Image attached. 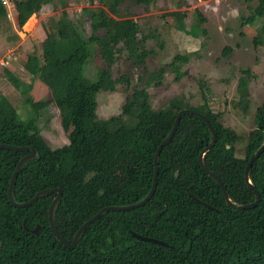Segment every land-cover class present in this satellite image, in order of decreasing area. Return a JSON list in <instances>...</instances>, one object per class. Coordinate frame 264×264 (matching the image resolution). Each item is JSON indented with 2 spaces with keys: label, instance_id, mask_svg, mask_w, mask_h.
Segmentation results:
<instances>
[{
  "label": "trees",
  "instance_id": "16d2710c",
  "mask_svg": "<svg viewBox=\"0 0 264 264\" xmlns=\"http://www.w3.org/2000/svg\"><path fill=\"white\" fill-rule=\"evenodd\" d=\"M109 1L112 5L106 10H84L91 21L90 36L62 10L51 20L55 39L47 37L42 42L40 59L28 56L24 63V70L43 83L51 96L49 101L31 103L32 111L37 114L52 104L69 132L67 145L52 149L34 118L20 121L11 103L0 101V144L32 147L37 153L19 170L13 200L23 203L40 191L59 189L62 196L53 221L61 237L71 243L77 230L103 208L136 204L148 195L154 181L155 153L170 134L178 112L189 109L203 115L215 133L214 146L202 158L205 168L218 178L234 205L254 203L255 194L244 180V171L264 143V104L255 112L243 158L236 156L235 134L224 126L222 114L210 107L211 90L200 76L192 78L200 95L197 106L178 95L155 109L148 91L134 88L119 115L97 118V94L113 91L118 83L127 84L125 76L112 77L111 67L122 57L134 66H144L155 54L146 42L158 37L119 15L120 6L127 2L146 6L155 0ZM52 3L17 0L18 28ZM263 13L264 0H259V8L247 22ZM5 17L0 2V20ZM190 35L197 37L198 29L190 30ZM95 52L103 67L97 80L88 82L83 66ZM187 61L186 56L176 55L169 64L177 80L188 76L179 66ZM164 73L163 67L149 72L146 85L161 86ZM5 75L14 88L28 93L19 78L8 70ZM252 80L247 70L237 80L234 106L243 113L250 107ZM210 142L206 123L196 115L183 114L159 154L152 198L139 208L103 213L72 249L49 226L48 209L55 193L25 208L9 202L12 175L29 151L0 149V264H264V151L249 170L259 200L255 206L237 210L227 205L217 183L199 164ZM133 234L163 244L142 241Z\"/></svg>",
  "mask_w": 264,
  "mask_h": 264
},
{
  "label": "rangeland",
  "instance_id": "374dc122",
  "mask_svg": "<svg viewBox=\"0 0 264 264\" xmlns=\"http://www.w3.org/2000/svg\"><path fill=\"white\" fill-rule=\"evenodd\" d=\"M111 5L109 0H53L22 28L16 24L13 8L6 10V17L0 20V101L11 103L18 120L34 118L40 135L52 149L67 145L69 132L63 129L60 114L52 104L37 114L32 111L31 103L49 101L51 96L43 83L24 70V63L28 56L40 59L42 42L47 37L55 39L51 20L62 10L90 36L91 21L84 10H106ZM258 8L259 0H155L146 6L128 2L120 6V17L135 20L145 33L157 34L156 39L146 42V48L155 54L144 66H134L122 57L111 67L112 77L125 76L127 84L118 83L113 91L97 94V118L106 120L119 115L134 88H145L155 109L178 95L197 106L200 95L192 78L200 76L211 90L210 107L222 114L224 126L235 134L236 156L243 158L255 112L264 104V13L247 22ZM195 28L197 37L190 35ZM176 55L188 58L186 63L178 64L181 72H188L179 80L169 65ZM102 67L99 54H91L83 66L86 80L96 81ZM160 67L165 69L161 86H147L148 73ZM5 70L28 87L27 94L11 85ZM246 70L253 80L250 107L243 113L234 103L238 99L237 80Z\"/></svg>",
  "mask_w": 264,
  "mask_h": 264
},
{
  "label": "water",
  "instance_id": "95a60500",
  "mask_svg": "<svg viewBox=\"0 0 264 264\" xmlns=\"http://www.w3.org/2000/svg\"><path fill=\"white\" fill-rule=\"evenodd\" d=\"M262 113H263V116H264V106H263V109H262ZM183 114H193V115H196L198 117H200L207 125V127L209 128L210 130V133H211V142L209 144V146L207 148H205L203 150V152L200 154L199 156V164L202 168V170L209 176L211 177L216 183L217 185L219 186V188L221 189L222 193H223V196H224V199L227 203L228 206H230L231 208H234V209H237V210H243V209H247V208H250L252 206H255L259 200V195L257 193V191L253 188V186H251V183L249 181V170L250 168L252 167V164L255 162V160H257L259 158V156L262 154V152L264 151V143L262 144V146L249 158L248 162H247V165L245 167V171H244V180L245 182L253 189L254 191V194H255V202L252 203V204H248V205H234L230 199L228 198V195L223 187V185L221 184V182L218 180V178L216 176H214L211 172H209L205 166L203 165V161H202V158H203V155L208 152L213 146H214V143H215V133L214 131L212 130V128L210 127L207 119L199 114V113H196L192 110H189V109H184V110H181L178 112L176 118H175V121H174V124H173V127H172V130L170 132V134L161 142L160 146L158 147L156 153H155V157H154V181H153V184H152V187H151V190L150 192L148 193V195L140 202L136 203V204H132V205H129V206H122V207H107V208H103L102 210H100L96 215H94L92 218H90L89 220H87L76 232L74 238H73V241L71 243H67L62 237L61 235L58 233L56 227H55V224H54V221H53V214H54V209L57 205V203L60 201L61 199V196H62V193L59 189H51V190H44V191H40L38 192L32 199H30L29 201L27 202H23V203H16L14 200H13V197H12V187L14 185V182H15V179L17 177V174L19 172V170L21 169V167L28 161L32 160V159H35L37 157V153L35 151L34 148L32 147H26V148H18V147H13V146H7V145H3V144H0V149H6V150H10V151H15V152H19V151H29V154L24 156L23 158H21V160L18 162L15 170H14V173L12 175V178H11V182H10V186L8 188V199H9V202L15 207V208H25V207H28L32 204H34L35 202H37L40 198L42 197H45V196H49L51 194H56V197L52 200L50 206H49V209H48V222H49V226L52 230V233L54 234V236L66 247V248H69V249H72L74 248L78 241H79V238L81 236V234L87 229V227L89 225H91L94 221H96L98 218L101 217V215L105 212H108V211H115V212H123V211H129V210H132V209H135V208H139V207H142L143 205H145L153 196L154 194V191H155V188H156V182H157V176H158V170H157V160H158V157H159V154L162 150V148L167 145L169 143V141L171 140V138L173 137L174 135V132L176 130V127L178 125V122L180 120V117L183 115ZM25 227V226H24ZM38 231V227L36 229L33 230V232H37ZM133 236L139 240H142V241H146V242H153V243H157V244H160L162 245L163 243L160 242V241H156L154 239H149V238H145V237H141V236H138V235H135L133 234Z\"/></svg>",
  "mask_w": 264,
  "mask_h": 264
},
{
  "label": "built area",
  "instance_id": "2783aa9c",
  "mask_svg": "<svg viewBox=\"0 0 264 264\" xmlns=\"http://www.w3.org/2000/svg\"><path fill=\"white\" fill-rule=\"evenodd\" d=\"M16 1L17 0H0L1 4L4 6V8L6 10H9L11 8H13V10H15V2ZM6 13H7V11H6Z\"/></svg>",
  "mask_w": 264,
  "mask_h": 264
}]
</instances>
